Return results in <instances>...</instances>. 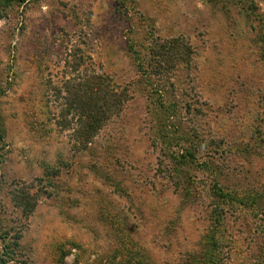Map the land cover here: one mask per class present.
<instances>
[{
    "label": "rangeland",
    "instance_id": "obj_1",
    "mask_svg": "<svg viewBox=\"0 0 264 264\" xmlns=\"http://www.w3.org/2000/svg\"><path fill=\"white\" fill-rule=\"evenodd\" d=\"M151 25L192 50L191 64L168 83L147 80L128 52ZM93 73L128 97L81 150L64 90ZM148 82L176 103L171 123L192 145L217 144L212 153L195 151L179 175L158 139L165 120ZM190 100L198 110L185 109ZM0 117V225L20 237L14 263L196 264L192 256L206 252L212 233L217 183L254 201L226 219L222 256L228 264L263 259L264 0L0 5ZM185 144L176 151L185 154ZM20 190L38 198L29 218L14 201Z\"/></svg>",
    "mask_w": 264,
    "mask_h": 264
},
{
    "label": "trees",
    "instance_id": "obj_2",
    "mask_svg": "<svg viewBox=\"0 0 264 264\" xmlns=\"http://www.w3.org/2000/svg\"><path fill=\"white\" fill-rule=\"evenodd\" d=\"M29 0H0V5L10 8L16 4H25ZM123 7V0H119ZM126 15V11H124ZM147 32V37L143 42H138L133 38L128 43V52L132 55L139 72L147 78V80L158 76L164 77L165 81L169 82V77L172 76L180 68L190 65L192 61V50L190 45L182 38L161 39L156 36L154 27L151 25ZM191 58V59H190ZM160 83L164 84L163 81ZM153 93V102L162 111L163 119L160 124V129L157 132L158 139L161 144H164L166 155L174 164V171L179 175V171L183 166L190 163H195V151L205 149L209 152L216 151L217 144L210 141L209 144L202 146L200 143H191V136L180 134L179 126L171 123L172 118L177 114L178 107L173 101H169L164 97L163 89L155 87L152 82H148ZM159 86V85H158ZM161 86V85H160ZM164 88V87H163ZM67 97L66 115L72 114L75 118V129L73 139L76 143L75 147L84 150L98 135L104 125L115 115H118L125 102L127 101L128 93L125 89L117 86L115 81L108 75L93 73L89 76H83L75 79L74 82L66 83L65 90ZM166 93V92H165ZM186 110H198L197 103L190 100L186 102ZM66 118V117H65ZM66 120V119H65ZM172 128L170 132L168 129ZM193 129L189 133H192ZM170 133V134H169ZM197 138V137H195ZM193 141H195L193 139ZM196 142V141H195ZM183 143L186 150L185 154L176 151V147L183 148ZM182 144V145H181ZM5 146V129L0 117V150ZM185 149V148H183ZM179 151V150H178ZM183 152V151H182ZM2 155L0 153V160ZM178 182L181 184V177ZM213 190V189H212ZM212 192L211 219L213 223L212 233L207 238V250L202 255L192 256V263L196 264H228L227 257L223 254L224 249V230L226 219L238 212V208L244 207L249 209L254 201L241 199L240 196L233 191L224 190L215 185ZM38 198L29 191L20 190L14 194V201L17 208L25 218H29L36 209ZM264 217V211L262 213ZM262 220V219H261ZM264 220V219H263ZM20 237L18 233L12 234V231L6 226L0 225V264H17L16 255L19 249ZM260 264H264V257L260 260Z\"/></svg>",
    "mask_w": 264,
    "mask_h": 264
}]
</instances>
